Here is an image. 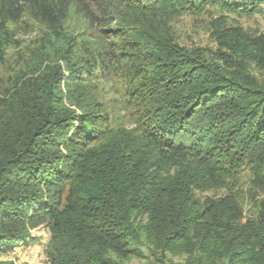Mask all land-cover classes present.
<instances>
[{"label": "trees", "instance_id": "1", "mask_svg": "<svg viewBox=\"0 0 264 264\" xmlns=\"http://www.w3.org/2000/svg\"><path fill=\"white\" fill-rule=\"evenodd\" d=\"M215 6L264 18V0H0V254L45 228L46 264H117L140 232L187 264H264V199L243 219L233 185L248 170L264 193V33L222 15L206 56L174 31Z\"/></svg>", "mask_w": 264, "mask_h": 264}, {"label": "rangeland", "instance_id": "2", "mask_svg": "<svg viewBox=\"0 0 264 264\" xmlns=\"http://www.w3.org/2000/svg\"><path fill=\"white\" fill-rule=\"evenodd\" d=\"M224 16L228 27H239L244 33L251 36H259L264 33V18L260 16L243 17L229 14L215 6L209 9L208 13L199 14L198 16H182L174 24V31L178 36V43L188 50H197L204 55H211L217 49V44L212 35L213 22L221 16ZM209 57V56H208ZM215 64H218L215 61ZM248 68L251 74L256 78L258 83L264 86V72L254 68L252 62H248ZM251 175L248 170H242L234 177V190L238 194V202L242 211L243 219L248 217L254 218L257 213V203L264 199V193L254 190L251 181ZM224 190L199 194L197 197L204 196H221ZM243 219L239 220L243 223ZM145 219H141V227L145 224ZM33 240L24 242L15 246L6 254H0V264L12 262L13 264H46L45 243L48 239V233L45 228H38L31 232ZM135 255H129L127 258H115L117 264H187L193 260L184 252L178 250L166 253L164 258L160 251L153 248L150 242L145 238L143 232H140V239Z\"/></svg>", "mask_w": 264, "mask_h": 264}]
</instances>
